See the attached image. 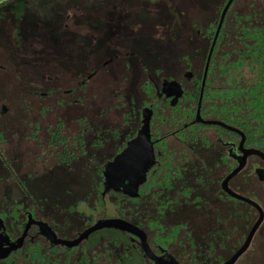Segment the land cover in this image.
<instances>
[{"label":"flooded vegetation","instance_id":"flooded-vegetation-1","mask_svg":"<svg viewBox=\"0 0 264 264\" xmlns=\"http://www.w3.org/2000/svg\"><path fill=\"white\" fill-rule=\"evenodd\" d=\"M207 1L209 13L206 18L203 17L200 25H196L191 19L193 22L189 21L187 28L185 26L176 34L178 38L171 46L186 48L191 55L197 57L200 55L197 49L202 43H206L199 76L180 73L176 78H165L158 70L153 73L151 71L150 76L146 75L147 80H142L138 85V90L145 99L138 105L139 110L135 117L131 114V100L128 98L124 101L121 98L129 93L130 87L128 89L119 86L116 82L120 79L130 82V67L125 68L116 60L117 57H107L105 64L112 65L115 69L108 73L97 63L87 66L84 71L68 66L64 73L48 62L43 64V71L39 66L31 65L33 55L34 59L39 58L36 56L40 53L39 49L43 50L45 58L51 55V47L56 40L55 33L58 34L57 38L69 36L67 45H76V38L92 32L89 25L76 21L80 14L71 11L49 13L50 18L62 17L61 23L54 20L53 30H46L42 34L27 32L28 39H21L26 50L24 59L28 61L27 71L24 73V69L22 70L25 80L21 83L16 79L18 68L8 66L13 61L12 55L8 59H0V91L10 94L9 99L5 96L0 99L1 164L6 165L7 158L15 156V149L23 147V158H26L24 165L37 166L38 163L40 166L36 168L39 171L42 167L47 169L52 177L51 184L62 187L72 196L80 193L82 199L78 201L85 200V203H89L88 211H93L97 205L105 208L104 198L107 194H112L115 198L121 196L125 199L121 200L126 207V223L144 235L153 258L161 261L171 258L177 264H223L242 245L258 216L256 209L231 198L221 189L222 181L238 166L242 156L238 150L241 140L239 133L244 140L245 137L240 128L222 122L221 117L217 115L218 111L212 109L220 101L213 95H220L225 90L217 87L221 86L223 75H209L208 69L216 51L220 49L225 52V43L230 37V32L250 30L249 23L252 19L264 24V5L255 0H231L218 26L228 0H217L218 4L215 6L211 0ZM234 19L239 20V25L231 27ZM3 36L6 42L2 45L13 47L12 34L9 36V33L1 28L0 38ZM180 42L182 45L179 46ZM211 47L198 107L203 68ZM9 50L12 51V48ZM34 68L37 69L39 77L33 80L31 71ZM99 69L104 71L103 79H106V76L114 79L112 87L109 86L107 90L106 87L101 88L98 83L101 78L98 75ZM213 77L220 78V81H212L210 78ZM172 85L178 87L176 92ZM28 86L34 90L27 89ZM98 89V97L103 104L101 105L108 108L109 112L112 110L105 103L106 94L113 96L115 111L124 107L118 125L107 116L105 126L100 122L104 113L95 106ZM207 105L212 108L208 109ZM8 109L9 115L2 119L3 115H7ZM143 111L147 112L145 119ZM211 123L222 124L235 131ZM242 148L250 149L244 142ZM148 151L151 152L152 164L147 167L142 183L135 187L136 195L123 194V191L133 190L137 182L136 166H144V157L146 156L147 161ZM253 159L256 164L249 165V161L252 162ZM245 169L251 170L254 178L264 183V161L257 156H250L245 160L243 168L227 182V188L234 194L236 193L229 187V183ZM256 170L262 172V179H258ZM56 173L62 178L56 177ZM79 173L85 174V185L82 180L76 183L74 178ZM202 192H206L205 195L199 194ZM150 193H154V221L144 217L143 213L140 214L148 205ZM27 199L29 200L28 195ZM238 203L249 209H241ZM4 204L7 205L6 209L3 208L0 212V263H12L20 259L19 256L26 254L28 249L37 246L42 248L41 254L60 258L61 262L66 257L70 262L74 252L84 254L91 251L78 250L82 242L68 248L53 244L51 239L46 237L47 234H52L57 241L72 242L81 235L70 240L58 236V230L65 226L60 222L61 218L65 213L75 214V203L58 205V202H55L47 207L41 217L29 210V203L27 207H22L23 202L17 196ZM255 204L262 211L263 220L253 236L258 230L264 233V210ZM249 211L253 214V220L246 224L245 227L248 228L244 232L242 225L239 226V220L241 213L248 214ZM196 230H199V233H196ZM241 232V239L245 234L242 243L239 242L227 256V242ZM123 233L128 243L124 246L127 247L124 248L125 260L130 258L129 251L134 250L141 260L140 264H155L141 251L138 238ZM17 243V247L7 251ZM247 250L248 248L240 257ZM107 251L113 254L111 250ZM254 252L252 249L250 256H254ZM238 259L234 264H237ZM249 263L250 260L241 264Z\"/></svg>","mask_w":264,"mask_h":264},{"label":"rangeland","instance_id":"rangeland-1","mask_svg":"<svg viewBox=\"0 0 264 264\" xmlns=\"http://www.w3.org/2000/svg\"><path fill=\"white\" fill-rule=\"evenodd\" d=\"M255 1H259L258 3H261L262 6L264 5V0ZM1 2L3 3L0 4V29L2 28V31L8 32L9 36L12 34L13 47L2 45L6 42L5 37L0 38V59H8L12 55L13 61L8 66L18 68H16V74L18 75L16 79L20 83L25 80L22 70L24 69L25 73L28 66V61L24 59L26 53L24 42L21 39H28L27 32L42 34L46 30H53L54 20L61 23L62 19L60 16L49 17L48 14L55 11L61 13L71 11V13L80 14L76 21L89 25L92 32L87 36L81 34L76 38L75 41L78 42L76 45H67L69 36L57 38L58 34L55 33L56 40L51 47V55L45 58L43 50L39 49L40 53L36 54L39 58L34 59L33 55L31 65L39 66L43 71V64L48 62L56 70L64 73L68 66L78 67L79 71H84L87 66L97 63L101 64L100 67L108 73L115 70L112 65L105 64L108 59L121 56L116 60L123 64L125 68L130 67L128 68L130 82L121 79L116 82L119 86L128 89L130 87L129 93L121 96V98L124 101L128 98L131 100V114L133 117L138 113V105L143 101L142 99H145V96L140 94L138 85L142 80H147V74L151 75L155 70H158L162 77L176 78V75L180 73H191L194 76H199L201 72L202 54L205 52L206 43H202L197 49V53H200L197 57L191 55L186 48H172L171 46L172 42L178 38L176 34L180 33L191 19L196 25H200L203 17L206 18L209 13L207 0H0ZM211 2L215 6L217 0H211ZM179 39L182 38L179 37ZM42 43L40 47H42ZM180 45H182V42L179 43ZM10 48H12V51L9 50ZM122 51L124 52L121 53ZM102 72L100 69L98 70V75L101 77L100 80L98 79V83L101 88L106 87L107 90L109 86L112 87L111 84L114 79L107 78V76L106 79H103ZM31 73V79H38L37 69L34 68ZM0 80H2L1 76ZM27 89L34 90L31 86H28ZM3 96L8 97L10 94L0 91V99ZM98 96L100 97V89H98L95 102V106L99 111L104 113L100 122L105 126L108 121L107 118H109L113 119L115 125H118L121 122L120 118L124 112V107H121L120 111H115V102L113 96L109 93L104 95L106 105L112 110L109 112L108 108L102 106L103 104ZM89 114L87 113V115ZM8 115L9 109L7 115H3L2 119L7 118ZM22 148L20 146L15 149V156H9L6 165L1 164L0 158V212L3 208L6 209L7 205L4 203L9 202L15 196L23 202L22 207H27L29 203L30 209H28L32 210L38 217L43 216L47 207L55 202H58V205L75 203V214L65 213L60 221L65 226L58 230V236L65 240L75 238L101 220H120L124 222L128 220L125 214L124 198L122 199L121 196L115 198L112 194H107L104 198L105 208L97 205V208L93 211H88L89 203H85V200L80 201L82 199L80 193L72 196L66 193L62 187L51 184L52 177L47 169L42 167V170L39 171L36 168L40 166L38 163L37 166L35 164L24 165L23 161L26 158H23ZM100 160L99 158L98 161L100 162ZM254 164H256L255 159L252 162L249 161V165ZM55 176L62 178L59 173H56ZM74 179L77 180L76 183L82 180V184H86L85 174L79 173ZM229 187L236 194L257 203L264 210V183L258 182L252 175L251 170H243L237 177L233 178L229 183ZM205 193L199 194L203 196ZM211 194L213 195V192ZM83 196H85L84 192ZM153 196L154 193L149 194L148 205L140 211V214L143 213L144 217L152 218L154 221ZM78 199L80 200L78 201ZM237 205L241 209H249L244 204L238 203ZM241 214L239 226L242 225L244 232H246L248 227L245 226L252 222L253 214L250 211L248 214ZM262 226L264 227V222ZM195 232L199 233V230ZM241 234L242 232L227 242V256L237 247L239 242L242 243L245 234L242 239ZM127 245L126 236L123 232L113 229H101L90 234L78 247L80 251L88 249L91 251L84 254L74 252L70 262H77L82 256L89 257L92 252L111 250L115 256L113 264H140L141 260L137 251H129L130 258L128 260L123 258L124 248H127L124 246ZM97 247L98 249H95ZM252 249L255 250L254 256H250ZM248 259L250 260L249 264H264V233L262 230H258L253 236L247 252L238 259L237 264L248 262ZM9 264H23V262L21 259H17Z\"/></svg>","mask_w":264,"mask_h":264},{"label":"trees","instance_id":"trees-1","mask_svg":"<svg viewBox=\"0 0 264 264\" xmlns=\"http://www.w3.org/2000/svg\"><path fill=\"white\" fill-rule=\"evenodd\" d=\"M237 20L234 19L231 27L239 25ZM249 26L250 30L230 32L225 52L216 51L208 73L223 75L221 81L210 79L219 80L221 86L217 87L225 92L213 95L220 99L216 106L206 107L218 111L222 122L240 128L245 146L264 154V24L252 19ZM28 250L19 256L23 264H113L115 261L114 254L104 250L82 256L74 263L67 257L61 262L60 258L43 255L38 246Z\"/></svg>","mask_w":264,"mask_h":264},{"label":"water","instance_id":"water-1","mask_svg":"<svg viewBox=\"0 0 264 264\" xmlns=\"http://www.w3.org/2000/svg\"><path fill=\"white\" fill-rule=\"evenodd\" d=\"M231 0H228L223 12L221 13L220 16V20H219V24L218 26H220L222 18L224 16L225 10L227 9L228 5L230 4ZM213 46V44H212ZM212 47L210 48V51L208 53L207 59L205 61L204 64V68H203V75H202V83H201V87H200V93H199V100H198V107H199V103H200V98H201V93H202V88H203V83H204V78H205V74L207 71V66H208V62H209V57H210V53H211ZM174 92H176L178 90V87L176 85H172ZM145 113L147 114L146 111H143V117L145 119ZM198 118V116H197ZM212 125H218L221 126L227 130L230 131H235L232 130L228 127L223 126L222 124H216V123H211ZM239 136L241 137V140L238 144V150L241 152L242 156L239 159V164L238 166L232 171L230 172L222 181L221 183V189L224 193H226L228 196H230L231 198H234L236 200H240L246 204H248L249 206L253 207L254 209H256L258 216L254 222V224L252 225V227L250 228V230L248 231L242 245L238 248V250L223 264H234V262L245 252V250L248 248L252 237L254 235V233L256 232V230L258 229L259 225L261 224L262 220H263V213L260 210V208L253 203L252 201L245 199L239 195H236L234 193H232L228 188H227V182L236 174L238 173L244 166L245 164V160L250 157V156H257L260 159H262L264 161V155L256 150L253 149H243V142H244V138L242 136L241 133H239ZM151 158V152L148 151L147 153V161H146V156L144 157V166L141 168L139 166V164L136 166V170H137V182L135 183V185L133 186V190H130L128 192L123 191L122 193L125 195H129V196H135L136 195V189L135 187L137 185H139L140 183H142L143 179H144V173L147 169L148 166H150L152 164V159ZM115 166V165H114ZM256 176L258 177V179H262V172L260 170H256L255 171ZM101 229H113V230H117L120 232H125L128 234H132L134 235L136 238H138L139 242H140V249L141 251L144 253V255H146L149 259L153 260L155 264H177L173 259L168 258L167 261H161L159 259H154L152 254L150 253L146 243H145V237L144 235L135 227L131 226L130 224L124 222V221H120V220H101L99 222H97L95 225H93L91 228H89L88 230L84 231L77 239H75L72 242H62V241H57L54 236L52 234H45L46 237L51 239V242L53 244H58V245H62L64 247H74L76 245H78L80 242H82L83 240H85L87 238V236L95 231L101 230ZM24 235H22L23 237ZM21 241V239L19 240V242ZM18 243L16 244V246L12 247L11 249H8L7 251H11L12 249H14L15 247H17Z\"/></svg>","mask_w":264,"mask_h":264}]
</instances>
